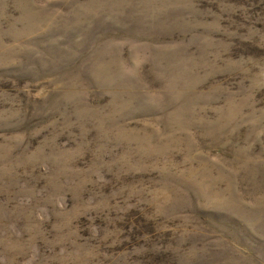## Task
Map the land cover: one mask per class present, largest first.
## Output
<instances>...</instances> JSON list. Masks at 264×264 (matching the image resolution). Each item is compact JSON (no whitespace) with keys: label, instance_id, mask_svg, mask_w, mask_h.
Segmentation results:
<instances>
[{"label":"rangeland","instance_id":"obj_1","mask_svg":"<svg viewBox=\"0 0 264 264\" xmlns=\"http://www.w3.org/2000/svg\"><path fill=\"white\" fill-rule=\"evenodd\" d=\"M0 264H264V0H0Z\"/></svg>","mask_w":264,"mask_h":264}]
</instances>
